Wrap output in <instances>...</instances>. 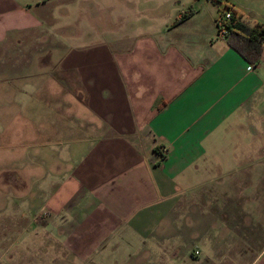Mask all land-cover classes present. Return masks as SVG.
Segmentation results:
<instances>
[{"label": "crops", "instance_id": "0c3cea01", "mask_svg": "<svg viewBox=\"0 0 264 264\" xmlns=\"http://www.w3.org/2000/svg\"><path fill=\"white\" fill-rule=\"evenodd\" d=\"M95 1L0 0V45L23 46L3 104L21 125L3 128L38 180L41 229L97 264H264V203L253 221L228 190L264 159V41L246 61L216 32L218 0ZM223 1L264 24V0Z\"/></svg>", "mask_w": 264, "mask_h": 264}, {"label": "rangeland", "instance_id": "374dc122", "mask_svg": "<svg viewBox=\"0 0 264 264\" xmlns=\"http://www.w3.org/2000/svg\"><path fill=\"white\" fill-rule=\"evenodd\" d=\"M19 1L24 2V0ZM55 1L58 6L65 5L69 7V0ZM95 2V0H91L88 4L89 10L82 12L95 14L97 7ZM76 6L81 8L78 4ZM71 12L75 11L71 9ZM78 22L75 21L67 29L65 26L58 27L56 33L61 35L65 34V30H69V32H74L76 35L82 29L81 21L79 23L80 28L77 26ZM89 22L86 21V27L83 26V29H89ZM91 23L94 24L93 28H96L95 23L92 21ZM22 52L23 46L20 47L18 44H14L13 46H9L7 43L0 45V264H97L96 259L81 261L67 253L58 239L56 240L51 234L49 231L50 228L41 229L40 223L42 215H38V210L42 197L35 193L37 189L33 191V187L38 180H32V177L26 179L24 178L25 173L20 175L18 171L21 166L20 162L22 161L21 156L16 152L17 148H15L17 147L18 133L17 131L13 132L8 130L7 126L3 128V124L6 125V120H10L14 125L19 126V124L21 125L22 115L19 113L11 117H6L5 111L8 109L3 104L7 101H5V98L17 99L16 97L19 92L17 88L21 86L19 84V74L21 75L22 73H20L21 68H19L18 64H14L13 68L12 64L18 61L17 57L22 55ZM5 62L9 63L8 67L6 65L3 66ZM21 63L24 64L23 62ZM4 69H7L6 73ZM26 70L27 68H22L23 73H33L35 69L30 68ZM6 74L16 78L10 83ZM17 79L18 82L16 81ZM7 95H10V97ZM14 102L15 100H11L9 104L14 106ZM28 118H30L29 121H33V116H28ZM12 144L14 146H10ZM262 151L264 152V147ZM253 154V152H250V156ZM244 170L247 171V178L241 181H230L228 190L232 191V199L234 201L235 199L238 202L240 200L242 201L243 207L246 200L250 202L248 218L252 217L254 221L255 214L257 215L258 199L261 198L262 203H264V159L260 163L256 162L245 165ZM30 175L32 176L34 173L32 172ZM232 175L227 177H232ZM225 178L220 177L210 183H217L219 185V182H226L224 181ZM219 194L217 195L214 217L217 222L223 220L224 203L226 205L229 204V197ZM240 218L241 213L238 209L236 224L239 229L245 230L249 227L251 220H248L246 226H241ZM241 220L245 221V219Z\"/></svg>", "mask_w": 264, "mask_h": 264}, {"label": "trees", "instance_id": "16d2710c", "mask_svg": "<svg viewBox=\"0 0 264 264\" xmlns=\"http://www.w3.org/2000/svg\"><path fill=\"white\" fill-rule=\"evenodd\" d=\"M215 18L227 8L229 17L223 21L226 29L224 34L226 42L234 48L246 61L256 64L260 60L262 43L264 41V24L247 20L230 3L218 0ZM157 152V148H154Z\"/></svg>", "mask_w": 264, "mask_h": 264}, {"label": "built area", "instance_id": "2783aa9c", "mask_svg": "<svg viewBox=\"0 0 264 264\" xmlns=\"http://www.w3.org/2000/svg\"><path fill=\"white\" fill-rule=\"evenodd\" d=\"M230 11L227 8H223V11L215 18L216 32L218 35H224L226 29L223 25V21L229 17ZM193 253L196 254L197 250H193Z\"/></svg>", "mask_w": 264, "mask_h": 264}]
</instances>
